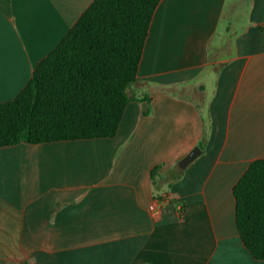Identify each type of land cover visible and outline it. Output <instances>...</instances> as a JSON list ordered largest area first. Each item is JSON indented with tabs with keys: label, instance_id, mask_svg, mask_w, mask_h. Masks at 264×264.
<instances>
[{
	"label": "crops",
	"instance_id": "crops-1",
	"mask_svg": "<svg viewBox=\"0 0 264 264\" xmlns=\"http://www.w3.org/2000/svg\"><path fill=\"white\" fill-rule=\"evenodd\" d=\"M92 1L0 0V102ZM128 94L113 137L0 146V264H264L233 194L264 158V0H161Z\"/></svg>",
	"mask_w": 264,
	"mask_h": 264
},
{
	"label": "trees",
	"instance_id": "trees-1",
	"mask_svg": "<svg viewBox=\"0 0 264 264\" xmlns=\"http://www.w3.org/2000/svg\"><path fill=\"white\" fill-rule=\"evenodd\" d=\"M160 1L93 0L20 92L0 102V146L113 137ZM233 194L238 232L264 260V158L251 161Z\"/></svg>",
	"mask_w": 264,
	"mask_h": 264
},
{
	"label": "water",
	"instance_id": "water-1",
	"mask_svg": "<svg viewBox=\"0 0 264 264\" xmlns=\"http://www.w3.org/2000/svg\"><path fill=\"white\" fill-rule=\"evenodd\" d=\"M200 153V148L198 146L193 147L188 153H186L178 161V167L180 169H185L189 163H191Z\"/></svg>",
	"mask_w": 264,
	"mask_h": 264
},
{
	"label": "built area",
	"instance_id": "built-area-1",
	"mask_svg": "<svg viewBox=\"0 0 264 264\" xmlns=\"http://www.w3.org/2000/svg\"><path fill=\"white\" fill-rule=\"evenodd\" d=\"M151 209L155 212V211H158L159 210V206L156 204V203H153L151 205ZM178 211L179 213L181 212V206H178Z\"/></svg>",
	"mask_w": 264,
	"mask_h": 264
}]
</instances>
